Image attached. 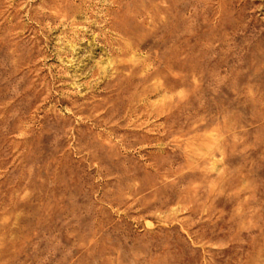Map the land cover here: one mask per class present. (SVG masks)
Segmentation results:
<instances>
[{
	"label": "rangeland",
	"instance_id": "1",
	"mask_svg": "<svg viewBox=\"0 0 264 264\" xmlns=\"http://www.w3.org/2000/svg\"><path fill=\"white\" fill-rule=\"evenodd\" d=\"M91 1L0 0V264H264V0Z\"/></svg>",
	"mask_w": 264,
	"mask_h": 264
},
{
	"label": "bare ground",
	"instance_id": "2",
	"mask_svg": "<svg viewBox=\"0 0 264 264\" xmlns=\"http://www.w3.org/2000/svg\"><path fill=\"white\" fill-rule=\"evenodd\" d=\"M89 1H91V0H89ZM92 1H93V0H92ZM92 1H91V3H93ZM114 1H115V0H114ZM118 1H119V0H118ZM121 1H122V0H121ZM96 2H97V1H96ZM101 2H102V1H101ZM101 2H100V3H101ZM105 2H106V1H105ZM108 2H109V1H108ZM115 2H117V1H115ZM62 3H63V2H62ZM97 3H99V1H98ZM80 4H81V3H80ZM117 4H119V3H117ZM123 4H124V2H123ZM59 5H60V4H59ZM74 5H75V4H74ZM83 5H84V4H83ZM89 5H90V4H89ZM110 5H112L111 2H110ZM76 6H77V5H76ZM78 6H79V5H78ZM81 6H82V5H81ZM118 6H119V5H118ZM61 7H62V6H61ZM108 7H111V6H108ZM113 7H114V6H113ZM122 7H123V6H122ZM122 7H121V8H122ZM126 7H127V6H125V8H126ZM55 8H56V7H55ZM78 8H79V7H78ZM81 8H82V7H81ZM81 8H80V9H81ZM97 8H98V7H97ZM61 9H62V8H61ZM71 9H72V8H71ZM84 9H85V8H84ZM100 9H101V8H100ZM56 10H57V9H56ZM58 10H59V9H58ZM89 10H90V9H89ZM104 10H105V9H104ZM107 10H108V9H107ZM109 10H110V9H109ZM113 10H114V9H113ZM123 10H124V9H123ZM60 11H61V10H60ZM60 11H59V12H60ZM62 11H63V10H62ZM82 11H83V10H82ZM110 11H111V10H110ZM115 11H116V9H115ZM127 11H128V10H127ZM52 12H53V11H52ZM73 12H74V11H73ZM76 12H77V10H76ZM78 12H79V11H78ZM80 12H81V10H80ZM108 12H109V11H108ZM125 12H126V11H125ZM53 13H54V12H53ZM82 13H83V12H82ZM118 13H119V12H118ZM57 14H58V13H57ZM59 14H61V13H59ZM62 14H63V13H62ZM92 14H93V13H92ZM94 14H95V13H94ZM68 15H69V14H68ZM99 15H100V14H99ZM112 15H114V14L112 13ZM88 16H89V15H88ZM108 16H109V15H108ZM123 16H125V15H123ZM72 17H73V16H72ZM148 17H149V16H148ZM107 18H108V17H107ZM109 18H110V17H109ZM59 19H60V18H59ZM59 19H58V20H59ZM63 19H64V18H63ZM111 19H112V18H111ZM111 22H112V21H111ZM115 22L117 23L116 20H115ZM122 22H123V21H122ZM105 23H106V22H105ZM116 23H114V25H115ZM123 23H124V22H123ZM108 24H109V23H108ZM112 24H113V23H112ZM120 24H121V23H120ZM91 26H92V25H91ZM116 26H117V25H116ZM118 26H119V24H118ZM114 27H115V26H114ZM120 27H121V25H120ZM117 28H118V27H117ZM118 29H120V28H118ZM101 30H102V29H101ZM110 30H111V29H110ZM122 30H123V29H122ZM112 31H113V30H112ZM79 33H80V32H79ZM118 33H119V32H118ZM126 33H127V32H126ZM109 45H110V44H109ZM128 45H129V43H128ZM113 46H114V45H113ZM140 46H141V45H140ZM140 46H139V47H140ZM124 49H125V48H124ZM126 49H127V48H126ZM127 50H128V49H127ZM111 51H112V50H111ZM120 51H121V50H120ZM126 52H127V51H126ZM120 70H121V69H120ZM127 70H128V69H127ZM113 71H114V70H113ZM127 75H128V74H127ZM117 79H119V77H118ZM119 80H120V79H119ZM116 81H117V80H116ZM119 82H120V81H119ZM119 82H118V83H119ZM118 83H116V84H118ZM162 87H163V86H162ZM125 89H126V88H125ZM97 90H98V89H97ZM108 90H109V89H108ZM168 90H169V89H168ZM142 94H143V93H142ZM142 94H141V95H142ZM104 97H105V96H104ZM122 100H123V99H122ZM86 104H87V103H86ZM89 105H90V104H89ZM100 106H101V105H100ZM88 107H89V106H88ZM169 108H170V107H169ZM166 113H167V112H166ZM92 114H93V113H92ZM162 114H163V113H162ZM73 115H74V114H73ZM94 117H95V116H94ZM156 117H158V116H156ZM162 119H163V118H162ZM96 121H97V120H96ZM128 123H129V122H128ZM96 124H97V123H96ZM93 125H94V124H93ZM110 130H111V129H110ZM114 137H115V136H114ZM24 221H25V220H24ZM2 256H3V255H2ZM6 256H7V255H6ZM8 257L10 258V256H8ZM4 258H5V257H4ZM2 262H3V261H2ZM6 262H9L8 259H7ZM3 263H4V262H3ZM1 264H2V263H1Z\"/></svg>",
	"mask_w": 264,
	"mask_h": 264
}]
</instances>
